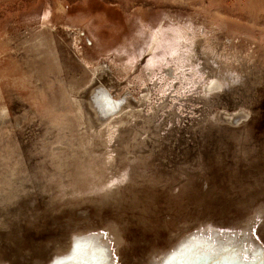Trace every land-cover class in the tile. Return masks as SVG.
<instances>
[{
  "label": "rangeland",
  "instance_id": "obj_1",
  "mask_svg": "<svg viewBox=\"0 0 264 264\" xmlns=\"http://www.w3.org/2000/svg\"><path fill=\"white\" fill-rule=\"evenodd\" d=\"M0 264H264V0H0Z\"/></svg>",
  "mask_w": 264,
  "mask_h": 264
},
{
  "label": "bare ground",
  "instance_id": "obj_2",
  "mask_svg": "<svg viewBox=\"0 0 264 264\" xmlns=\"http://www.w3.org/2000/svg\"><path fill=\"white\" fill-rule=\"evenodd\" d=\"M49 34L50 40H48L47 35ZM54 34H50L46 31H41L35 34L34 36H30L28 38V43L31 44L36 51L35 58H39V62H44L45 65H49L50 62L55 63L56 59L59 58V54L56 55L54 50L59 51L58 48H55L54 46H51V48H48V44L50 42H53L52 37ZM56 44V43H55ZM151 47V46H150ZM36 60V59H35ZM37 61V62H38ZM49 62V63H48ZM36 61L34 62V64ZM51 63V64H52ZM64 67H67L66 63H63ZM89 76L87 80H85L81 85H79L78 88H76V91H83L85 92V97L83 99L76 98V96H73L75 98L76 103V114L80 111L81 106H85L88 108V110L92 111L91 105L96 104L98 107L93 110V115L95 117H102L104 112L102 108V104H105L107 101H110L111 98L107 93V90L112 86L115 85V79L113 76L108 74V67L104 63H101L97 65L95 68L89 69ZM103 78V79H102ZM82 80V79H81ZM99 80H101L99 82ZM83 81V80H82ZM79 82V81H78ZM76 82V83H78ZM79 84V83H78ZM214 86H219V82L216 80L212 81V88ZM126 91V90H125ZM124 91V92H125ZM139 97L141 100L144 98L147 99V88L143 89ZM90 98V100L88 99ZM132 95L128 94V91L126 93H122L119 100H112V103L115 108V112L104 122L102 125V128H106L108 125L116 127L120 130L125 129V125L127 124L129 118L136 113V115L140 116L141 112V104H139L138 107L133 105ZM135 116V115H133ZM145 122V121H144ZM151 124H148L146 128L150 129ZM103 129V130H104ZM99 132V131H96Z\"/></svg>",
  "mask_w": 264,
  "mask_h": 264
}]
</instances>
